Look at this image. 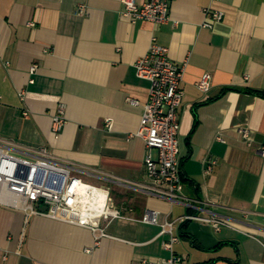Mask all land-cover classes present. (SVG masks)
I'll return each instance as SVG.
<instances>
[{
  "label": "crops",
  "instance_id": "0c3cea01",
  "mask_svg": "<svg viewBox=\"0 0 264 264\" xmlns=\"http://www.w3.org/2000/svg\"><path fill=\"white\" fill-rule=\"evenodd\" d=\"M167 1L169 21L155 26L124 19L121 0H0V143L15 144L8 149L15 156H23L22 147L46 148L74 176L108 190L125 214L100 222V237L0 203V264H158L172 255L179 264H264V0ZM80 5L83 15L76 14ZM205 11L223 19L214 22ZM152 38L171 62L185 65L178 147L187 202L170 204L130 187L150 184L144 142L135 135L149 83L134 65ZM205 73L211 86L202 93L196 83ZM59 105L66 124L54 138ZM239 128L249 131L251 146ZM147 209L158 212L160 224L201 214L228 226L215 232L177 222L179 241L170 252L160 228L140 222Z\"/></svg>",
  "mask_w": 264,
  "mask_h": 264
},
{
  "label": "built area",
  "instance_id": "2783aa9c",
  "mask_svg": "<svg viewBox=\"0 0 264 264\" xmlns=\"http://www.w3.org/2000/svg\"><path fill=\"white\" fill-rule=\"evenodd\" d=\"M124 19L131 23L148 21L159 26L169 21V3L167 0H146L136 4L135 0H121ZM85 13V6L80 5L77 15ZM214 22H220L223 14L205 11ZM32 26V24H31ZM211 23L205 21L203 27L211 28ZM138 79L149 83L148 100L142 106L139 130L135 134L142 139L145 146L144 165L149 185L131 184L136 192L147 197L166 201L170 204L188 201L183 195L184 185L179 168V106L183 97L181 82L185 65L170 61L168 50L157 44L152 38L148 52L134 65ZM37 67L33 65L29 73L33 75ZM29 83H33L32 80ZM211 86V76L203 74L196 83L202 93H207ZM21 101L23 93L18 94ZM131 106L140 105L138 101L128 98ZM28 112H22L28 117ZM109 124V122H107ZM66 124L64 107L59 105L52 117L51 131L58 138ZM237 133L251 146L249 131L239 128ZM216 140L222 142L220 136ZM16 147L12 142L0 143V203L12 208H19L30 215H40L47 218L65 221L71 224L89 227L93 232L99 231L100 237H105L99 228L100 222L109 223L115 219L124 218V210L115 206L108 190L93 186L73 175V168L60 163L44 147H22L23 156L8 153V149ZM264 158V147L259 149ZM213 162L207 164L205 174L212 170ZM38 205L43 206L39 209ZM158 212L145 210L140 222L160 228L159 236H167L162 242V248L172 251L179 238L175 234L177 222H200L210 225L215 232H220L228 226L225 219L213 215H185L178 220L159 223ZM95 237L98 245L99 238ZM264 248V245H263ZM181 259L172 255L158 264H179Z\"/></svg>",
  "mask_w": 264,
  "mask_h": 264
},
{
  "label": "trees",
  "instance_id": "16d2710c",
  "mask_svg": "<svg viewBox=\"0 0 264 264\" xmlns=\"http://www.w3.org/2000/svg\"><path fill=\"white\" fill-rule=\"evenodd\" d=\"M185 227H186V224H184L183 226H182V228H181V230L183 231L184 229H185ZM181 237L183 238V239H188L189 238V236L187 235V234H185L184 232H181Z\"/></svg>",
  "mask_w": 264,
  "mask_h": 264
}]
</instances>
